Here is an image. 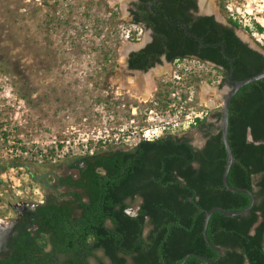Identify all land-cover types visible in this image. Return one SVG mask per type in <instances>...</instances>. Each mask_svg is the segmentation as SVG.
<instances>
[{
	"label": "trees",
	"instance_id": "16d2710c",
	"mask_svg": "<svg viewBox=\"0 0 264 264\" xmlns=\"http://www.w3.org/2000/svg\"><path fill=\"white\" fill-rule=\"evenodd\" d=\"M152 1L139 0L131 9L132 22L150 28L152 37L144 47L129 54V68L145 71L161 62L163 55L168 62L196 58L230 69L219 45H200L185 35L181 25L170 24L164 12L171 21H186L189 31L202 43L222 42L224 53L233 61L232 79H243L264 69V55L242 43L232 28L209 15L193 19L196 0H158L151 8ZM228 21L234 27L240 26L232 18ZM254 25L258 32L263 31V26ZM224 82L225 76L220 84ZM168 93L165 89V96ZM211 117L218 122L220 111L215 109ZM206 118L192 125L205 137L200 147L185 136L167 134L155 140H140L131 148L115 146L82 155L88 167L74 186L87 193L89 203L81 202L75 190L70 192L83 207L81 217L70 219L72 200L65 192L60 195L64 199L61 206L56 205V197L48 195L47 200L53 199L54 203L47 202L38 210L43 217L38 231L43 235L52 233L48 239L52 252H63L73 262L102 249L111 264H127L128 257L133 264H180L183 260V264H264V78L240 87L229 103L228 141L233 162L227 182L232 187L250 189L255 203L242 215L212 212L206 236L217 249L202 237L204 211L213 206L240 210L249 205L250 197L223 186L225 149L218 124ZM21 164L12 159L0 166V172ZM136 195L142 202L132 216L125 211V199ZM146 218L151 228L144 232ZM105 219L111 220L112 228L105 226ZM46 245L44 238L31 252H22L19 261L14 257L6 264H52V260L47 261L51 252L38 254Z\"/></svg>",
	"mask_w": 264,
	"mask_h": 264
},
{
	"label": "rangeland",
	"instance_id": "374dc122",
	"mask_svg": "<svg viewBox=\"0 0 264 264\" xmlns=\"http://www.w3.org/2000/svg\"><path fill=\"white\" fill-rule=\"evenodd\" d=\"M133 1L122 8L111 0H0V166L12 159L22 163L0 172L1 217L12 213L9 203L42 199L55 174L75 157L115 147V135L144 126V112L152 100H164L173 70L184 72L173 85L179 91L192 83L195 101L203 102L201 89L208 86L222 104L227 86L196 58L162 59L152 66L158 69L156 88L145 101L118 88L114 75L134 72L118 62L121 47L150 40V30L130 19ZM213 3L216 18L236 20L237 34L264 54V29L258 32L254 25L264 28V0ZM212 106L206 120L218 124ZM171 134L186 136L194 146L205 139L196 126ZM137 206L134 198L127 211L133 214Z\"/></svg>",
	"mask_w": 264,
	"mask_h": 264
},
{
	"label": "flooded vegetation",
	"instance_id": "af4514ba",
	"mask_svg": "<svg viewBox=\"0 0 264 264\" xmlns=\"http://www.w3.org/2000/svg\"><path fill=\"white\" fill-rule=\"evenodd\" d=\"M138 1L139 0H134L131 3V7L129 9V16H130L131 21L133 19V15L131 14V9H135L134 4L135 5L138 4L139 3ZM199 8L201 7L197 3L196 10L191 12L194 20H196L198 16H204V15L212 16L214 20L218 22L219 24H221L222 26L232 28L234 31V34L238 37V39L242 43L246 44L248 48H251L261 53L262 55H264L261 51L250 46L248 42L244 41L240 36H238L235 32V27L231 25V23L228 20L222 21V20L217 19L214 11L201 13L199 11ZM141 25L145 27L143 24ZM147 29L150 30V40H151L152 30L150 28H147ZM150 40L147 43H149ZM213 43H216V42L208 43L209 45L206 44V46H210V44H213ZM145 45H143L142 47H144ZM214 46H217V45H214ZM224 47L225 45L223 44V54L221 53V55L223 56V58H225L229 62L228 58L231 60L232 58L228 54L224 53ZM138 50H134V51H138ZM220 51H221V46H220ZM131 52L132 51L128 52L127 61L125 62L126 68L128 70L131 69L128 66V58ZM160 59L161 61L162 59L166 61L163 55H161ZM205 62L212 65L216 69L217 74L221 76V78L223 76H225L226 78L227 73L231 69L230 68L227 71L220 64L217 65L211 61H205ZM229 66H230V62H229ZM232 66H233V61H232ZM232 74H233V70H232ZM222 85L228 86L226 79ZM85 160L86 159H84V156H81V158L75 157L73 160L65 164L62 171L55 174L54 179L52 180V183L48 184V190L47 192L44 191V193L41 196L42 199L37 200V201H31V202H20V203H16L13 205L9 203V205L11 206L10 208L12 210V213L5 214L2 217L0 216V264H6L8 261H12L14 257H17V261H19L22 252L24 253L31 252L35 247H38L42 243L44 238L45 240H47V245L46 247H44L43 252L38 253V254L42 256L44 252L46 253L51 252L50 257L47 259V261L52 260V264H100L96 258H100L103 264H111L109 257L104 253L102 249H97L93 251V255L88 256L85 260L83 259L80 262H73L70 259H68L70 258L69 255H66L63 252H52V245L50 244V242H48V239L52 237L51 232L45 233L43 235L42 233L38 231L39 220L43 219V217L39 215L40 213L38 212L39 207H41V205L46 204L47 202L54 203L53 199L49 201L47 200L48 195H51V197L52 196L56 197V200H55L56 205L61 206L64 199L60 195L64 192L69 193V198L72 200L71 204L69 205V208H71V210L69 211V217L72 220H75L81 217L82 212H83V207L80 205L79 201L75 199V196L70 194V192H73L75 190L76 193L80 195L81 202L89 203V197L87 193H85L83 189L75 188L74 186L75 182L79 180L82 173H85L87 170L88 165L86 164ZM90 161H93V160H90ZM100 170L101 172L105 171L103 169H100ZM68 178L72 179L71 183L65 182L68 180ZM134 198L138 199V206H137L136 212L133 214L129 213L127 211L128 207L125 210L129 215H132V216L138 213V209H139L140 203L142 202V198L136 195L132 199L131 198L125 199V202L128 204V201H132ZM147 222H148V219L146 218L145 225H144V232H145L146 227H148L146 232L149 230V228H151V225L148 224ZM104 224L108 228L113 227V224L110 219H105ZM128 259L130 260V264H133L129 257L127 258V262H128Z\"/></svg>",
	"mask_w": 264,
	"mask_h": 264
},
{
	"label": "built area",
	"instance_id": "2783aa9c",
	"mask_svg": "<svg viewBox=\"0 0 264 264\" xmlns=\"http://www.w3.org/2000/svg\"><path fill=\"white\" fill-rule=\"evenodd\" d=\"M196 60L200 61L198 59ZM175 61H178V59ZM200 62L208 64L203 61ZM210 67L216 71L212 65ZM182 73L184 72H181L180 69H175L172 73V80H165V85L168 83L170 87L169 93L163 96L164 100L161 103L152 100V107H149L144 112L146 114V124L144 126L133 131L132 134L120 133L114 136V144L116 147L125 146L131 148L140 140H155L163 135L171 134L178 129L189 128L196 123L197 119H203L208 116L211 107L204 103H208L211 99L207 98V100L203 101L204 103L200 100L195 101L194 86L192 83L186 86L184 92L179 91L178 88L173 86L182 79ZM211 101H213V109L220 108L222 105L216 104L214 100ZM131 114H136L135 106L131 107Z\"/></svg>",
	"mask_w": 264,
	"mask_h": 264
},
{
	"label": "water",
	"instance_id": "95a60500",
	"mask_svg": "<svg viewBox=\"0 0 264 264\" xmlns=\"http://www.w3.org/2000/svg\"><path fill=\"white\" fill-rule=\"evenodd\" d=\"M157 1L158 0H153L150 3V7L153 8L154 4ZM200 1L201 0H197V3L199 4ZM199 11L201 13H204L203 11H201V8H199ZM162 13L164 14V16L166 17L167 21L170 24H173V25H181L183 27V31H184V33H185L186 36L193 37L200 45H206V44L202 43V41L200 40L199 36H197L195 33H192V32L189 31V26H188V24H187L186 21H184V20L171 21L170 18L168 17V15L166 13H164V12H162ZM236 34H237V32H236ZM210 45H220L221 46V53L223 54V44L221 42H216V43H213V44H210ZM140 46L141 45H139L138 47H136L137 49H132L130 51L138 50L139 48L142 47V46L141 47ZM127 54H126V56L124 58V62L127 61ZM228 60L230 62V68L231 69L227 73L226 78H225L226 81H227L228 86H227V89H225V93H224V95L222 97V105H221L220 110H219L220 111V118L218 120L220 137H221V140L223 142L224 149H225V163H224V167H223L222 174H221V181H222L223 186L227 190H229L231 192H244V193L248 194L249 197H250V203H249L248 206H246L245 208L240 209V210H227V209H224V208L219 207V206H213V207L209 208L208 210L204 211V214H203V223H202V229H201L202 237H203L204 241L209 246H212L215 249H217V247H215L214 245H212V243L207 239V236H206V227H207V224H208V221H209V217L212 214V212L219 211V212H221V213H223L225 215H228V216L242 215V214L247 213L253 207V205L255 203V196H254L253 192L250 189H248V188H242V187H240V188L232 187L227 182V175H228L230 166H231V164L233 162V154H232L231 147H230L229 141H228V112H229V103H230L232 97L234 96V94L238 91V89L240 87H242L243 85H245L247 83L254 82V81L258 80V79L264 78V69H263L260 72H258L256 74H253L251 76H248L246 78H243V79H239V80L232 79L231 78V75H232V60L229 59V58H228ZM151 68L152 67L148 68L145 71L139 70V69H130V70L131 71H134V72L146 73ZM212 105H213V101L210 100L208 102V106H212ZM248 139H251L249 133H248ZM204 141H205V139H204ZM204 141H203V143H204ZM202 144L200 146H202ZM200 146H197V147H200ZM251 231H253V228L251 229ZM185 258H186V256H185ZM202 258L203 259H206L205 257H202ZM183 263H184V260L180 264H183Z\"/></svg>",
	"mask_w": 264,
	"mask_h": 264
},
{
	"label": "bare ground",
	"instance_id": "6f19581e",
	"mask_svg": "<svg viewBox=\"0 0 264 264\" xmlns=\"http://www.w3.org/2000/svg\"><path fill=\"white\" fill-rule=\"evenodd\" d=\"M202 1V2H201ZM201 11L203 12H210L215 10V5L213 0H201ZM119 2L122 5V8L125 6L126 0H111V3ZM138 46L137 44L132 43H124L119 51V60L120 64H124V58L129 49ZM114 75V83L118 85V88L123 91H127L131 96L138 98L140 100H147L152 92L156 88V83L154 78L158 76V69L152 68L147 73L141 72H128L124 71L120 73V75ZM218 91L215 89L203 86L201 89V96L203 100L207 98L213 100L214 97H217ZM206 102V101H205Z\"/></svg>",
	"mask_w": 264,
	"mask_h": 264
}]
</instances>
